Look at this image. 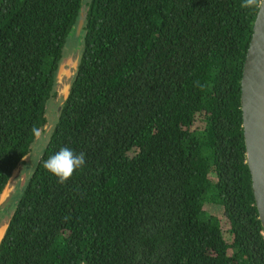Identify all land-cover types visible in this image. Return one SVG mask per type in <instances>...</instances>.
<instances>
[{"label": "trees", "instance_id": "16d2710c", "mask_svg": "<svg viewBox=\"0 0 264 264\" xmlns=\"http://www.w3.org/2000/svg\"><path fill=\"white\" fill-rule=\"evenodd\" d=\"M242 3L0 0V192L23 175L0 264H264L238 98L257 7ZM46 102L57 118L25 174ZM61 147L86 154L64 184L43 167Z\"/></svg>", "mask_w": 264, "mask_h": 264}, {"label": "water", "instance_id": "95a60500", "mask_svg": "<svg viewBox=\"0 0 264 264\" xmlns=\"http://www.w3.org/2000/svg\"><path fill=\"white\" fill-rule=\"evenodd\" d=\"M83 15L84 11L81 6L76 31L79 30ZM59 67L56 74L57 81H59ZM64 87L67 88V85L65 84ZM64 93L66 94V91ZM238 98L244 160L249 173L257 218L264 237V5L256 8L252 19L251 31L242 60ZM18 164L12 169L7 181L18 168ZM3 190L4 187L0 192V202ZM0 224H2L1 237L6 221Z\"/></svg>", "mask_w": 264, "mask_h": 264}, {"label": "rangeland", "instance_id": "374dc122", "mask_svg": "<svg viewBox=\"0 0 264 264\" xmlns=\"http://www.w3.org/2000/svg\"><path fill=\"white\" fill-rule=\"evenodd\" d=\"M80 45H81L80 37H78V35L75 34V32L74 33L72 32V34H70V37L68 38V40L66 41V44L64 46V51L67 52L69 56H66L64 58V60L62 61V63H60L61 66L59 67V81H57V86H56V91H57L56 94L57 95L54 98L55 101H58L59 98L65 94L64 91H66L67 88H65L64 86H65V84L67 85V79H68V77H69V75L73 69L74 59H75V56L78 54V51L80 49ZM68 49L71 50V52H69ZM47 106H48V104L46 102L45 116H46V120H47L48 124L45 123L44 126L42 127L43 129L47 128V131L44 134V136L41 135L37 139H34V141L30 145L28 152L25 154V157H26L25 167H24L25 168L24 169L25 174L28 173L34 167V165L38 159V156H39V154L43 148V145L45 143L46 137L48 136L49 132L51 131L52 125L57 118L56 112L55 113H54V111L51 113H50V111L47 112V109L49 107V106L48 107ZM50 125H51V128H50ZM49 128H50V130H49ZM40 132L41 131H39L36 136H38L40 134ZM19 168L20 167L18 164V168L12 174L10 180L7 181V183L4 186V190H3V194H2V201L0 202V212H1V210H3L4 206H6V202L8 201V197L14 191L16 184H17L16 183L17 179H20L23 176L19 172ZM18 193H14V195H12L10 199L11 200L16 199ZM3 222H5L4 215L2 213H0V223H3ZM1 231H2V224H0V234H1Z\"/></svg>", "mask_w": 264, "mask_h": 264}, {"label": "clouds", "instance_id": "9594fccd", "mask_svg": "<svg viewBox=\"0 0 264 264\" xmlns=\"http://www.w3.org/2000/svg\"><path fill=\"white\" fill-rule=\"evenodd\" d=\"M264 0H243L242 7H260ZM36 132V129H33ZM86 163V154L76 153L69 147H61L55 154L49 156L43 162V167L53 174L59 183L64 184L73 174L82 169Z\"/></svg>", "mask_w": 264, "mask_h": 264}]
</instances>
